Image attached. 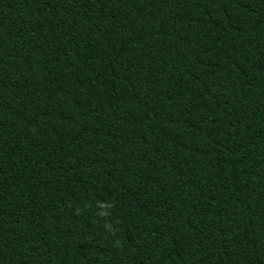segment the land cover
<instances>
[{"label": "trees", "instance_id": "obj_1", "mask_svg": "<svg viewBox=\"0 0 264 264\" xmlns=\"http://www.w3.org/2000/svg\"><path fill=\"white\" fill-rule=\"evenodd\" d=\"M0 264H264V0H0Z\"/></svg>", "mask_w": 264, "mask_h": 264}]
</instances>
